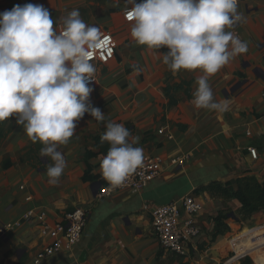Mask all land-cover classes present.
Here are the masks:
<instances>
[{
    "label": "crops",
    "instance_id": "obj_1",
    "mask_svg": "<svg viewBox=\"0 0 264 264\" xmlns=\"http://www.w3.org/2000/svg\"><path fill=\"white\" fill-rule=\"evenodd\" d=\"M28 1L49 10L57 31L63 17L79 9L86 23L110 32L118 47L110 62L93 63L97 83L90 100L105 121L86 113L78 122L76 135L59 148L67 167L56 186L47 182L51 161L40 156L43 145L28 138L15 116L0 122V227L13 225L0 234V264H36L37 254L53 241L42 232L44 223L65 222L78 206L91 207L81 241L71 252L38 264H244L246 255L257 251L261 254L248 264H264V224L263 241L241 249L232 237L241 222L233 212L242 204L217 187L230 182L235 189L237 180L248 175L264 180V0H239L246 22L231 31L248 42V51L210 77L214 98L230 101L223 113L194 107L198 70L173 74L162 62L166 46L148 49L133 40L124 0H0V13ZM109 120L139 136L144 162L160 157L163 173L141 191L123 189L97 199L107 183L99 161L109 145H101L99 137ZM249 147L257 149V158ZM183 157V165H176L174 160ZM187 194L204 208L197 217L200 235L180 254L162 246L151 210ZM228 248L236 257H227Z\"/></svg>",
    "mask_w": 264,
    "mask_h": 264
},
{
    "label": "clouds",
    "instance_id": "obj_2",
    "mask_svg": "<svg viewBox=\"0 0 264 264\" xmlns=\"http://www.w3.org/2000/svg\"><path fill=\"white\" fill-rule=\"evenodd\" d=\"M130 35L148 49L166 46L162 62L173 73L198 70L192 103L197 109L229 110L228 98H214L210 77L238 55L248 42L231 29L246 22L239 0H124ZM40 4H17L0 13V122L15 116L28 138L40 142L47 157L48 184L56 186L67 167L59 150L76 134L78 122L90 114L105 121L90 94L96 67L92 54L101 47L100 27L86 23L79 9L63 17L60 30ZM139 74L141 69L133 65ZM140 137L123 124L106 123L101 144L109 147L99 161V174L110 188L122 186L144 162Z\"/></svg>",
    "mask_w": 264,
    "mask_h": 264
},
{
    "label": "built area",
    "instance_id": "obj_3",
    "mask_svg": "<svg viewBox=\"0 0 264 264\" xmlns=\"http://www.w3.org/2000/svg\"><path fill=\"white\" fill-rule=\"evenodd\" d=\"M125 20L129 22L126 18ZM103 34L104 39L101 42V47L92 54V63H108L116 56L118 44L115 37L108 31L103 32ZM95 79L97 81L96 75ZM96 83L94 81L92 86ZM160 132H163V130H160ZM169 137H172V135L169 134ZM248 150L254 158H257L258 152L255 147H249ZM184 161V157L174 160L176 165L180 166L183 165ZM162 173V159L160 157L148 158L143 162L142 167L131 174L122 186L110 188L108 182L103 185L97 195V199L110 197L123 189L141 191L150 182L160 177ZM203 208V204L192 194L185 195L179 201L153 208L151 210L152 224L162 246L167 250L185 254L188 244L201 233L197 217ZM90 214L91 207L78 206L66 214L65 222H58L54 226L44 223L42 232L49 234L53 241L37 254L35 263L38 264L43 259L62 251L71 252L81 241ZM44 215L45 213L43 212L42 216ZM28 217L30 216H25V218ZM11 227H13L12 224L0 227V234H4ZM75 264L82 263L76 261Z\"/></svg>",
    "mask_w": 264,
    "mask_h": 264
},
{
    "label": "trees",
    "instance_id": "obj_4",
    "mask_svg": "<svg viewBox=\"0 0 264 264\" xmlns=\"http://www.w3.org/2000/svg\"><path fill=\"white\" fill-rule=\"evenodd\" d=\"M28 3L31 2L28 1L27 4ZM217 185V187L222 190L223 193L234 197L242 204L241 212L245 219L250 218L258 211H264V180H260V178L256 177L255 175H248L239 178L237 180V187L235 189L232 188V184L230 182L227 185ZM223 218L224 215L219 217V223H221ZM224 228L227 229L228 226L225 225Z\"/></svg>",
    "mask_w": 264,
    "mask_h": 264
},
{
    "label": "rangeland",
    "instance_id": "obj_5",
    "mask_svg": "<svg viewBox=\"0 0 264 264\" xmlns=\"http://www.w3.org/2000/svg\"><path fill=\"white\" fill-rule=\"evenodd\" d=\"M241 209V208H240ZM240 209L236 210L235 212H233V214L235 216H237L239 218V220L241 222H238L237 226H236V231H237V235L236 237H232L238 244H240L239 246H241L240 248L243 249L245 246V244H250L253 240L256 242L255 244H250L249 247L257 245L259 243H261L263 241L262 236L259 235V231L262 232V226L263 224H257L256 227H254V225L256 224V222L260 219H263L262 222H264V211H258L254 214V219L253 218H249V219H245L243 217L242 212L240 211ZM226 218H227V214ZM261 218H256V217H260ZM228 219V218H227ZM253 219V220H252ZM251 220V221H250ZM241 234V235H240ZM239 235V236H238ZM238 236V237H237ZM243 236V237H242ZM248 248V247H247ZM263 249V248H260ZM258 250V249H257ZM227 257H236L235 251H233L232 249L228 248L227 249ZM261 252L257 251V252H252L251 254L246 255L245 260L243 261L244 264H248L252 261H255L256 257L258 255H260ZM239 259V258H238ZM241 259V258H240ZM235 262H238L235 261Z\"/></svg>",
    "mask_w": 264,
    "mask_h": 264
},
{
    "label": "bare ground",
    "instance_id": "obj_6",
    "mask_svg": "<svg viewBox=\"0 0 264 264\" xmlns=\"http://www.w3.org/2000/svg\"><path fill=\"white\" fill-rule=\"evenodd\" d=\"M263 219H260L256 222V224L254 225V227H256L257 224H263L264 222H262ZM262 232L259 231V235L261 234ZM241 235V234H240ZM256 242L253 240L250 244H255ZM250 244H245L246 247H249Z\"/></svg>",
    "mask_w": 264,
    "mask_h": 264
}]
</instances>
